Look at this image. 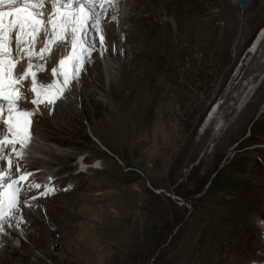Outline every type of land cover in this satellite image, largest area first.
I'll list each match as a JSON object with an SVG mask.
<instances>
[{
	"label": "rangeland",
	"instance_id": "374dc122",
	"mask_svg": "<svg viewBox=\"0 0 264 264\" xmlns=\"http://www.w3.org/2000/svg\"><path fill=\"white\" fill-rule=\"evenodd\" d=\"M180 1V6L171 4L177 12L187 11L194 19L188 34L190 53L182 54L187 61L180 67L186 75L173 77L169 72L181 59L177 49L168 71H160L166 63L156 59L155 53L156 49L165 52V46L156 44V37L150 34L151 21L157 17L154 1L151 17L149 12L142 13L147 23L137 35L131 32L128 45L117 46L124 52L138 47L143 64V80L128 81L123 94L140 100L145 110L148 104H155L156 111L142 132L138 131L141 145L113 140L114 129L96 123L93 103H86L87 114L78 100L73 106L79 112L83 132L76 136V144L56 146L58 151L76 153L72 160L75 166L69 172L80 170L82 174L72 186L86 180L82 187L71 190L72 198L79 201L73 207L78 215L68 219L69 225L62 226V235L59 232L54 241L52 234L37 236L34 241L20 225L6 226L14 228L16 235L8 234L5 227L1 234L6 241L0 240V244L9 241L11 246L5 248L17 249L9 255L13 264L25 254L23 245L43 257L44 264H264V253L254 250L258 238L264 246V64L255 65L259 54L248 53L264 26V11L259 16L253 14L257 3L264 0H250L245 9L229 0L234 7L227 9L238 15L239 24L234 27L226 25L217 0ZM159 5L169 10V2L166 7ZM198 21L204 30L200 49L194 30ZM117 48L113 55L121 53ZM146 64L155 71L158 68L155 81L154 71ZM250 81L248 97L240 103L239 94ZM80 91L85 93L83 87ZM104 91H96V97L103 101L110 98L108 90ZM217 111L227 114L216 116ZM212 115L218 117L214 122H210ZM51 116L47 113L46 118ZM125 129L131 134L130 126ZM99 134L108 141L99 140ZM85 156L86 166L75 164ZM102 169L108 170L112 186L85 189L86 184L103 179ZM34 171L48 172V168L39 166ZM65 186L69 190V184ZM52 206L46 221L63 220L57 212L56 219L52 218ZM69 206L72 209L73 205ZM72 229L79 241L71 247H58ZM119 236L123 251L116 250ZM49 251L56 255H46Z\"/></svg>",
	"mask_w": 264,
	"mask_h": 264
},
{
	"label": "bare ground",
	"instance_id": "6f19581e",
	"mask_svg": "<svg viewBox=\"0 0 264 264\" xmlns=\"http://www.w3.org/2000/svg\"><path fill=\"white\" fill-rule=\"evenodd\" d=\"M154 1H156L157 17L154 18L155 20L151 21V25L153 26L152 28L153 33L150 34L153 35L152 36L153 38L156 37V44L160 43L159 44L160 46L163 45L165 46L164 47L165 52H161L156 49V53H155L156 59H163L166 63V66L163 67L160 66L161 67L160 71L163 74L168 69L169 63L171 66V57L175 55V53L173 55V51L177 49V51L181 55V59L177 61V64H175L176 68H173L172 71L169 72L170 74H172L173 77L177 76L178 73H180L182 77L186 75V73L184 74V70H182L180 67L183 66L187 61L186 58L182 57V54L188 56L190 53L191 46H190V41L188 40V34L190 30V23L194 19L191 18L192 17L191 14H187V11L177 12L174 5L171 4V2L173 1L174 3H177L178 6H180L182 2L180 0H119V13L117 19L109 20V22H106L103 25L106 31L107 48H108V50L104 53L103 57H101L98 54V52L93 54L94 56H96V60L94 59V62L92 64L86 65L87 70L85 72H87L86 73L87 77L83 72L81 75V80L79 82L82 84L80 86L79 84H76L75 87L73 86L72 91H70L71 93L68 92L66 94L67 97L66 100L57 102V104L55 105V110L50 119L49 117L46 118V115L48 113L47 109L43 110L42 115H36L33 118L34 122H37V124L36 123L33 124V128H32L34 138L31 141V144L29 145L28 149L26 150L24 160H22L20 163L23 165V168L26 169L28 172L34 173V176L29 178L30 180L38 181L43 185L49 183V179L47 178V176L48 177L50 176L53 178L51 180V184L56 187L55 193L50 197H40L36 201H31L32 203L39 205V207L35 209H29L28 207L22 205L23 208L22 215L26 223L19 225L23 227V229H25L27 235L33 238L34 241H36L37 236H41V235L51 236V234L52 237H54L53 241L56 240V238L59 237V232H60L59 230L62 228V226L69 225L68 219H71L78 215L75 208L73 207L75 205H78L79 201L76 200V198H72L73 196H71V194L73 190H76L74 188L82 187L83 184L81 183L86 182V180L84 182L78 183V185L74 184L72 186L73 182H75V180L78 177H81L82 174L80 170H78L75 173L69 172L75 166L74 162L72 163V160H74L76 153L70 150L58 151V148L56 147V146L67 147L76 144V136L79 135V133L83 132V127L78 123L79 112L73 106L76 102H78V100H80L81 103L83 104V108L85 110V113L87 114L89 112V109L86 103L87 102L93 103V105L95 106L94 113L95 115L97 114L98 117L96 123L98 124L99 127H107L108 130L109 128H111L112 130L114 129L118 139L116 135L113 133L114 136V137L112 136L114 138L113 140L119 141L120 139L121 142H127L135 147H139L141 145V138H142V136H140V133L142 132L141 130L145 126V123L148 120L149 116L151 115L152 111L153 112L156 111L155 104L154 103L148 104L149 108L145 110L140 100L135 99L134 97L127 98L125 96L126 94L125 95L123 94V90L126 88V87L124 88V85L128 81L135 82V81L143 80L142 79L143 64L142 65L140 64L141 57L139 56V50L137 49L138 47L129 48L127 46L129 48L128 49L129 52H124L123 49L121 50V48H117V46L119 44L126 45V43L128 45V43H130L132 40L130 37L131 32L135 31V35H137L136 32L140 31L142 25L147 23L144 21L142 13L149 12V17H151L150 13H151V9H153L154 7ZM217 1H219L218 5L219 4L221 5L219 6H220V10L222 11L221 14L225 19L226 25L231 24L232 27H234L236 24H239L237 23V19H238L237 18L238 15L236 14L237 12L235 13L234 10L233 11L228 10L229 6L234 7L231 4V2L229 0H217ZM168 2H169V10H167L166 8H161L159 5V3L160 4L163 3L162 7H166ZM249 2L250 0L248 1V4ZM248 4L246 5V7L248 6ZM190 10L192 11V9ZM263 11H264V3L262 4L257 3L256 9L253 14L254 15L258 14L259 16L260 13L263 14ZM114 14H116L114 11L110 10L108 12L109 17ZM251 16L253 15H250V17ZM170 20H172V24ZM197 24L198 27H196L194 30L197 33L196 46L198 47V49H200L202 47L201 42L203 40L201 35V31L203 30V25L201 24L200 21H198ZM127 26H129L130 29H128ZM261 29L262 30L259 33H257L255 40L252 44V47L248 52V53L250 52L253 53V56L259 54L258 55L259 58H256L254 63L255 65H259V67H261V65L264 64V59L260 60L261 57H264V26ZM42 38L43 37L41 36V39ZM123 41L124 43H122ZM173 43H177V46H175ZM112 44H114L115 48L119 49L121 53L116 50L118 53L115 52L116 54L113 55L114 51L112 48L113 47ZM129 54L132 56H129ZM56 61H57V56L55 54V49H53L52 59L46 64V68L50 70L53 67V64L56 63ZM40 63L43 62L41 61ZM97 64H99L100 66L97 67L98 66ZM146 65L148 66L147 68L154 71L153 81H155L154 79H156V71H158V68L155 71L153 68H151V66H149L148 64ZM178 70L180 72H178ZM39 78L47 80L48 74L47 73L40 74ZM251 83H252L251 81L248 82L244 87L242 93L239 94L240 103L248 95L249 93L248 91L250 89L247 90V88L249 85H251ZM79 87L81 89L83 87L85 93L84 92L81 93ZM88 88L89 89L95 88L97 92L98 90L104 91L106 89L108 90L107 92L110 94V98L108 100L103 101L98 97H96V95H98L96 91L88 90ZM116 89H119V91H117ZM138 95L137 98L141 97ZM23 107L32 108L33 106L29 103H26L23 104ZM220 114L226 115L227 113L226 112L222 113L217 111L215 115L217 116ZM215 115L214 116L212 115L213 118L212 117L210 118L211 119L210 122L211 121L214 122L216 119H218V117L216 118ZM220 121L218 120L216 122L218 130L221 128L220 127L221 125H219L221 123ZM127 126L131 127L132 130V132H130L131 134L127 133V130L125 129ZM152 128L153 127L150 126L149 129L151 130ZM139 130L141 132H138ZM120 135H122L121 138ZM97 137L99 138V140L101 141L103 140L102 142H104V140L108 141V138L104 137L103 135L99 134ZM155 138L156 137H154V142H155ZM51 143H54L56 145H52ZM83 159H87V157L85 156L83 157ZM75 164L76 165L80 164L81 166L85 165L82 163V160L80 159H78L75 162ZM36 165H37L36 168H38L39 166L40 168L42 167L45 169L48 168V172L34 171V169H36L35 168ZM102 170L103 172L101 175L103 176V179L100 180L98 184H94L92 182L86 184V186L83 187L85 189H89L92 191V188L93 187L95 188L98 185L103 186V188L104 187L108 188L112 186L113 183L111 182L108 170L107 169H102ZM67 183L72 187L69 188V190L65 191L64 189ZM40 191H42V189ZM58 191H60L61 193H58ZM36 195H38L37 190L34 193L32 192L28 193V196H36ZM122 197H124V194L122 195ZM65 201L68 204H66ZM51 204L53 205L52 207H54L55 210L52 213V216L54 215L55 216L52 218L56 219L57 216L55 212H57L58 214H62V217L64 218L63 220L58 219L56 222L53 220L46 221L47 218H45V216L48 215V213H50L49 207L51 206ZM69 204L71 206L73 205L72 209H70ZM48 216L50 217V215ZM124 217L125 214L123 215L122 219H124ZM71 226L73 227L74 225ZM6 229L8 234L16 235V231L14 228L10 229L6 227ZM60 233L62 235V232ZM69 234L70 235H67L64 240L61 239L63 241L60 240V242H58L59 243L58 247L64 244L67 247H71L75 242L79 241L76 238V234L75 231H73V229L72 232ZM122 239L119 236V239L117 241V248H116L117 251L119 250L123 251V248H121V245L119 244V242L122 241ZM0 240L6 241L4 235L1 233H0ZM49 240L50 239H48V242ZM260 243H263V241L262 239L258 238L256 241L257 248L254 247V250L260 249L262 253H264V249H263L264 246L261 245ZM6 246H11L9 241H7V243L5 244H0V247L3 248L0 252V264H3V262L8 264H13V260H12L13 258L9 257V255H14L17 249L14 247L11 251H8V249L5 248ZM22 247L25 248V254L23 256H19L16 259L18 261V264H44L43 257L32 254L31 250L26 248V246L24 247V245ZM46 255L54 257L56 254L53 251H49L46 253ZM31 256H34L33 260H31Z\"/></svg>",
	"mask_w": 264,
	"mask_h": 264
},
{
	"label": "snow or ice",
	"instance_id": "6c2138e0",
	"mask_svg": "<svg viewBox=\"0 0 264 264\" xmlns=\"http://www.w3.org/2000/svg\"><path fill=\"white\" fill-rule=\"evenodd\" d=\"M110 10L116 14L109 17ZM118 13L119 0H0V233L26 223L22 205L35 209L39 205L31 201L55 193L52 177L43 185L30 180L34 173L20 163L34 138L33 118L43 109L52 115L94 62L93 54L103 57V25ZM53 49L57 61L49 70ZM43 73L47 80L39 78ZM26 103L33 107L24 108ZM33 190L38 195L28 196Z\"/></svg>",
	"mask_w": 264,
	"mask_h": 264
},
{
	"label": "water",
	"instance_id": "95a60500",
	"mask_svg": "<svg viewBox=\"0 0 264 264\" xmlns=\"http://www.w3.org/2000/svg\"><path fill=\"white\" fill-rule=\"evenodd\" d=\"M248 1L249 0H235V2L237 3L240 9H244L246 5L248 4Z\"/></svg>",
	"mask_w": 264,
	"mask_h": 264
},
{
	"label": "clouds",
	"instance_id": "9594fccd",
	"mask_svg": "<svg viewBox=\"0 0 264 264\" xmlns=\"http://www.w3.org/2000/svg\"><path fill=\"white\" fill-rule=\"evenodd\" d=\"M81 159H82V163L85 164L84 166H86V164H87L86 161H87V160H84L83 158H81ZM81 159H80V160H81Z\"/></svg>",
	"mask_w": 264,
	"mask_h": 264
}]
</instances>
